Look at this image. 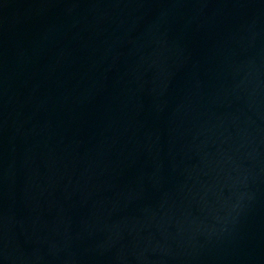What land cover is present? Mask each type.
I'll use <instances>...</instances> for the list:
<instances>
[{"label":"water","instance_id":"1","mask_svg":"<svg viewBox=\"0 0 264 264\" xmlns=\"http://www.w3.org/2000/svg\"><path fill=\"white\" fill-rule=\"evenodd\" d=\"M0 264H264V0H0Z\"/></svg>","mask_w":264,"mask_h":264}]
</instances>
